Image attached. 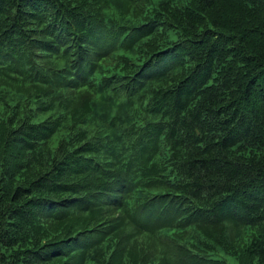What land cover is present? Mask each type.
Listing matches in <instances>:
<instances>
[{
    "label": "trees",
    "instance_id": "16d2710c",
    "mask_svg": "<svg viewBox=\"0 0 264 264\" xmlns=\"http://www.w3.org/2000/svg\"><path fill=\"white\" fill-rule=\"evenodd\" d=\"M63 263L264 264V0H0V264Z\"/></svg>",
    "mask_w": 264,
    "mask_h": 264
},
{
    "label": "rangeland",
    "instance_id": "374dc122",
    "mask_svg": "<svg viewBox=\"0 0 264 264\" xmlns=\"http://www.w3.org/2000/svg\"><path fill=\"white\" fill-rule=\"evenodd\" d=\"M169 61H170V59H167L166 62H164V65H166ZM153 238L158 239V242L162 246L163 250L165 251V255L168 259H170L171 256H182V254L180 253L181 252L180 250H176V247H174L173 245L171 247L170 240L168 238H165V237H159V238L153 237ZM151 240L153 241L152 238H151ZM63 264H66V263H63ZM229 264H232V263H229Z\"/></svg>",
    "mask_w": 264,
    "mask_h": 264
}]
</instances>
